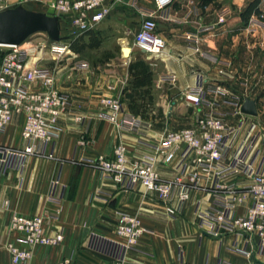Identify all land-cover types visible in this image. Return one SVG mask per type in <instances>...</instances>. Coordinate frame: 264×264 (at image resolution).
Listing matches in <instances>:
<instances>
[{
	"label": "crops",
	"instance_id": "crops-1",
	"mask_svg": "<svg viewBox=\"0 0 264 264\" xmlns=\"http://www.w3.org/2000/svg\"><path fill=\"white\" fill-rule=\"evenodd\" d=\"M259 1L173 0L170 9L173 20L166 21L167 27L160 32L166 51L159 55L163 59L153 61H145L143 53L135 48L128 57L122 54V46L130 47L132 43L141 15L129 4L118 3L92 29L93 39L100 46H113L107 48L115 55L105 63L106 67L94 71L88 66L82 68L73 53L61 61L45 63L55 71L56 88L68 95L69 108L55 125L53 159L30 156L19 173L12 171L0 176V264H12L6 243L17 242V233L9 231L11 212L28 216L57 213V218L48 222L47 231L50 233L55 226L62 227L63 240L59 244L34 246L31 258L24 264H45L63 259H68V264H101L110 260L100 250L102 241L95 239L96 245L89 246L86 238L93 232L98 237L121 241L115 231L117 212L138 213L146 229L133 249L126 253L130 260L142 264H182V261L212 264L218 258H225L234 264H264V257L250 260L230 248L233 240L240 239L239 236L225 233L211 237L199 228L193 214L195 201L201 197L199 192L192 194L180 215L169 216L154 193H144L138 187L125 190L89 163L98 154L111 155L119 142L126 144L130 157L140 155L165 130L191 126L193 120L181 126L177 117L181 115L179 104L183 90L194 80L192 71L200 72L209 80L223 82L226 77L219 72L227 70L224 62H233L232 67L237 73L238 68L264 69V32L248 34L243 27L247 11L258 9L261 6ZM150 2L138 0V5L152 9L147 6ZM0 3L10 9L18 5V0H0ZM223 6L230 7V13L224 23H218V13ZM191 7L193 13L184 22ZM60 19L71 28L67 16ZM214 25L216 27L206 29ZM186 34L196 35L198 41L186 38ZM214 40L219 41L217 51L225 55L219 57L220 63L211 58L216 52ZM194 47L203 54L196 52ZM228 52L236 54L231 57ZM159 60L165 62L166 71L175 73L177 79L170 93L153 89L155 110L143 115V84L134 80L143 78V62H148L149 68L145 63L144 67L147 72L154 73L152 83L155 87L168 84L156 78L159 72L153 66ZM253 76L254 81L250 83L254 85L252 91L255 93H250V98L256 102L258 115L263 117L264 72L256 71ZM112 95H119L124 110L139 117L135 129L120 131L99 116L103 112L100 98ZM164 101L169 102L166 108ZM135 104L140 105V110H131ZM74 115L81 116L82 120H75ZM4 135L5 132L0 136V143L11 145ZM81 139L82 144L79 143ZM58 174L61 182L56 192L58 199L51 200L47 194L51 180ZM163 174L167 176L169 169H163Z\"/></svg>",
	"mask_w": 264,
	"mask_h": 264
},
{
	"label": "built area",
	"instance_id": "built-area-1",
	"mask_svg": "<svg viewBox=\"0 0 264 264\" xmlns=\"http://www.w3.org/2000/svg\"><path fill=\"white\" fill-rule=\"evenodd\" d=\"M26 1L29 0H18V5ZM30 1L44 3L46 13L52 16H67L73 38L94 29L116 4H129L141 15L129 46L131 51L135 48L142 52L149 61L162 59L159 55L166 48L157 28V19L173 20L170 11L173 0H153L152 9L139 6L138 0ZM192 13L191 7L184 22ZM229 13L230 7L224 6L218 13L217 22L224 23ZM263 19L264 0L250 15L245 30L255 32L257 27L264 28ZM211 28L213 26L206 29ZM185 37L198 41L194 34ZM1 47L5 49L0 61V136L14 117L22 119L20 145L0 143V176H3L12 171L19 173L30 156L54 158L55 125L68 111L69 98L56 88L55 71L45 62H58L71 57L72 53L64 39L50 40L38 32L20 44ZM194 50L201 52L198 47ZM211 58L216 63L221 62L215 56ZM224 64L230 67L229 62ZM79 66L87 67L80 63ZM192 72L195 73L193 83L182 93L185 105L195 110L191 126L165 130L140 155L130 157L126 144L119 142L111 155L98 154L89 163L125 190L138 187L144 193H154L169 216L180 215L192 194L199 192L201 197L195 201L193 210L199 228L211 237L235 234L240 239L231 243L233 251L250 260L264 257V118L240 111L254 85L248 86L246 80L241 81L247 87L246 93H241L220 81L209 80L200 72ZM219 73L229 79L234 77L230 70ZM176 79L173 72L159 77L160 82L171 84ZM100 106L103 112L99 116L120 131L133 130L140 122L138 116L124 110L119 95L102 96ZM73 117L82 120L81 116ZM163 169H169L167 176ZM59 174L50 183L47 197L51 200L58 199ZM56 218L57 213L30 216L10 213L9 231L17 233V242L6 243L12 264H24L31 258L32 248L36 245H57L63 240L61 226H55L50 233L47 231L48 222ZM145 230L138 213L117 212L115 231L121 241L98 237L91 232L86 242L95 246V239L102 241L100 250L110 260L101 264H142L130 260L126 253L133 249ZM180 254L182 257V251ZM68 263V259H63L45 264ZM182 264L210 263L182 261ZM212 264L234 263L218 258Z\"/></svg>",
	"mask_w": 264,
	"mask_h": 264
},
{
	"label": "rangeland",
	"instance_id": "rangeland-1",
	"mask_svg": "<svg viewBox=\"0 0 264 264\" xmlns=\"http://www.w3.org/2000/svg\"><path fill=\"white\" fill-rule=\"evenodd\" d=\"M151 2L148 3L147 6H150V8H152L153 6V0H150ZM262 3V0L259 1V5ZM24 10L25 12H35V11H39V10H47V6L44 3H40V2H34V1H26V3L23 4ZM224 7V6H223ZM222 7V8H223ZM261 7V6H260ZM8 7L7 5H5L4 3H0V13L3 12L4 10H6ZM132 8V7H131ZM221 8V9H222ZM220 9V10H221ZM256 9L254 11H250L248 18H246L245 23L247 24L248 19L250 17L251 14L255 13ZM46 12V11H44ZM228 15V14H227ZM1 17H3L2 15H0V19ZM227 16H225L226 19ZM158 20V31L159 33L161 31H163L167 25H166V21L162 20L160 18L157 19ZM264 20V19H263ZM57 30H58V39L59 40H65L66 42H68V46H69V50L71 53H73L75 55V60L78 61L80 64H84V66H88L89 70H95L98 67H106L105 63L109 62V60L111 58H114L115 53L112 51L107 50L108 47H113L111 45H106L104 44V46H100L99 43H97V40L93 39V30L88 31L87 33H84L80 36L74 37L71 36L72 35V29L71 28H67L65 23H62L63 21L58 18L57 20ZM69 23V22H68ZM246 24H244V28L246 26ZM213 27H216L215 25ZM261 31L264 32V28L262 27H257L255 29V32H247L248 34L251 33H260ZM38 33H41L44 35V37L51 39V37H53L54 35H51L50 32H47L45 30H40L37 31ZM50 34V35H49ZM56 36V35H55ZM54 36V37H55ZM215 38V37H213ZM219 40V39H218ZM218 40H214V45L215 46V51L213 52L215 57H217L219 59V57H225V55H222L220 52H218L217 48L219 46V41ZM231 41V40H229ZM111 43V42H110ZM131 44V43H130ZM105 47V48H102ZM102 48V50H101ZM0 49L4 50V47L0 46ZM166 51V48L164 49ZM70 52H68V54H70ZM212 53V54H213ZM229 56H234L236 53H231L228 52L227 53ZM77 55V56H76ZM241 57V56H240ZM163 59V57H161ZM145 59V58H143ZM145 61H149L146 60ZM233 61H236V59H234ZM45 62V61H44ZM46 63V62H45ZM145 63V62H143ZM233 62L230 64V67L227 68V70H230L234 77L229 79L226 78L223 82H220L222 85L226 86V87H231L241 93H246L247 90H245V88L241 83V81H247L248 82V86L251 85L250 82L254 81V76L253 74L257 71L260 72L261 74L264 72V69H253L252 67L250 68H243V69H237L238 73L236 72V69L234 67H232ZM146 67L149 68V64L148 62L145 63ZM154 68L157 69V71L159 72L158 76H156L157 79H159V77L161 76L160 74L162 73H167L168 71H166V66H165V62L162 60H159V62L157 64H155V66H153ZM259 70V71H258ZM162 72V73H161ZM219 75H221L219 73ZM154 77V73L151 72H147L145 74H143V78L141 79H136L135 78V83H142L143 84V115L145 114H149L151 113L153 110H155V95L153 93V89L155 88L156 91L158 90V92L162 91L164 94L166 93H170L172 91V88L174 87V84L168 83V84H164V86L161 85L160 86H156L152 83ZM253 79V80H252ZM247 86V85H246ZM251 93H253L254 95V91H252ZM169 103L167 101H164L163 104L166 108V104ZM181 104H179V111H180V116L177 117L179 120V124L181 126H184L185 123H189L193 120L194 118V114H195V110L192 107H188L184 105V101L182 99V102L180 101ZM132 111H138L140 110V105L139 104H135L134 107H132L131 109ZM178 110V109H177ZM261 118H264V116ZM21 123H22V119L21 117H14L13 120L8 124L6 130H5V138H7L8 144L11 145H19L20 143V128H21Z\"/></svg>",
	"mask_w": 264,
	"mask_h": 264
},
{
	"label": "water",
	"instance_id": "water-1",
	"mask_svg": "<svg viewBox=\"0 0 264 264\" xmlns=\"http://www.w3.org/2000/svg\"><path fill=\"white\" fill-rule=\"evenodd\" d=\"M3 17L0 19V45L20 44L29 35L45 30L50 32L52 40L58 39L57 16H52L45 12H25L22 5H16L13 8L6 9L0 13ZM49 34V35H50ZM122 54L127 57L131 51L130 47L121 48ZM4 51L0 49V61ZM240 111L246 115L257 116V106L254 99L245 97Z\"/></svg>",
	"mask_w": 264,
	"mask_h": 264
},
{
	"label": "trees",
	"instance_id": "trees-1",
	"mask_svg": "<svg viewBox=\"0 0 264 264\" xmlns=\"http://www.w3.org/2000/svg\"><path fill=\"white\" fill-rule=\"evenodd\" d=\"M250 11H251V9L247 11V15H249ZM247 18H248V16H247ZM130 67H132V65H130ZM145 72H146V69H145L144 63H143V74H145Z\"/></svg>",
	"mask_w": 264,
	"mask_h": 264
},
{
	"label": "bare ground",
	"instance_id": "bare-ground-1",
	"mask_svg": "<svg viewBox=\"0 0 264 264\" xmlns=\"http://www.w3.org/2000/svg\"><path fill=\"white\" fill-rule=\"evenodd\" d=\"M0 46H2V45H0ZM163 52V51H162Z\"/></svg>",
	"mask_w": 264,
	"mask_h": 264
}]
</instances>
